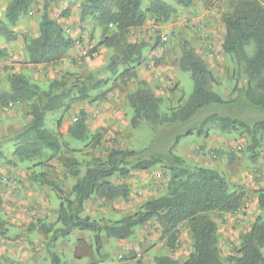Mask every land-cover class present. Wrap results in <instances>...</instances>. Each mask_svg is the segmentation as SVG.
<instances>
[{"label": "rangeland", "instance_id": "374dc122", "mask_svg": "<svg viewBox=\"0 0 264 264\" xmlns=\"http://www.w3.org/2000/svg\"><path fill=\"white\" fill-rule=\"evenodd\" d=\"M10 1L0 0V96L9 92L12 75H22L43 90L53 80L70 84L91 78L103 82L88 93L87 99L67 102L68 108L46 114L45 127L58 137L59 151L45 149L41 157L17 161L13 157L14 142H0V264H49L45 252L48 235L44 228L60 227L57 221L60 200L50 187L36 179L44 176L70 198L75 178L63 166L61 158L77 160L82 175L87 166L103 162L112 149L141 151L153 147L157 151L161 142H156V136L146 124L131 126L132 111L127 95L143 82L162 100V114L181 106L193 89L189 73L179 66L184 46L193 49L211 71L212 90L223 99H232L241 79L233 60L222 51L225 34L222 16L238 0H189L187 5L159 0L172 9L169 19L161 21L149 16L143 26L130 29L125 35V42L139 46L142 56L139 65L134 66L137 76L133 79L120 76L130 66L118 64L114 72L108 67L112 58L120 55V49L100 43L104 37L115 35L113 27H101L94 16L80 21L83 5L94 0H56L48 5V17L56 20L65 35L74 41L66 58L52 65L27 62L26 45L38 34L42 0H35L28 13L14 25L5 18ZM152 1L155 0H143L142 9ZM4 29L14 32L16 38L7 37ZM252 51L251 44L247 52ZM82 115L89 136L76 140L68 134V129ZM29 120L24 104L0 106V140L24 127ZM97 134L100 137L96 142L93 136ZM170 137L173 138L168 136L165 141L171 142ZM260 138L261 143L252 154L248 150L252 145L249 135L240 129L223 132L213 124L205 135L183 138L173 149L189 166L214 169L231 189L246 194L236 213L211 214L217 227L220 254L227 264H231L229 259L236 255L260 213L257 195L264 191V134ZM168 179L169 173L161 165L133 172L126 180L110 179L113 184H126L129 198L109 201L93 195L84 204L81 216L100 226L119 222L133 214L142 202L164 194ZM177 229L178 240L173 248L159 239L161 226L151 221L136 227L126 240L102 232L100 246L96 245L93 233L75 229L60 238L53 251L62 264H155L159 257L184 262L192 252V238L186 223Z\"/></svg>", "mask_w": 264, "mask_h": 264}, {"label": "trees", "instance_id": "16d2710c", "mask_svg": "<svg viewBox=\"0 0 264 264\" xmlns=\"http://www.w3.org/2000/svg\"><path fill=\"white\" fill-rule=\"evenodd\" d=\"M56 0H42V15L38 23V34L26 45L27 62L30 65H52L64 60L74 41L65 35L61 25L48 17L47 7ZM143 0H94L83 5L80 21L94 16L101 27H113L115 35L104 37L100 43L105 47L120 49L108 67L114 72L116 65L129 68L120 74L123 79L136 78L134 66L141 61L139 46L125 42L126 32L141 27L148 17L166 21L172 14L170 6L162 1H152L142 9ZM189 4V0H174ZM35 0H11L5 12L7 22L14 25L28 13ZM225 30L222 51L236 66L241 86L229 100L221 98L212 90L214 81L211 71L194 50L184 46L179 60L180 69L189 73L193 84L192 93L185 102L168 114L160 112L162 100L154 95L145 83L127 95L132 111L130 124L133 128L146 124L161 142L157 151L153 147L141 151L112 149L103 162L87 166L82 175L79 163L74 158L63 157L61 162L75 178L70 189L71 197H65L53 182L40 176L36 181L50 187L59 196L57 221L59 228H44L48 235L45 252L49 264H62L53 251L60 238L67 237L73 230L93 233L97 246L101 245V234L126 240L136 227L155 221L161 226L159 239L173 248L177 243L178 226L186 223L192 238V252L184 262L168 257H159L155 264H227L221 257L217 227L211 214H234L245 200V192L230 188L228 182L214 169L191 167L173 153L178 142L193 134H206L210 125L223 131L240 129L250 136L248 150L254 153L264 134V0H238L235 6L222 16ZM3 33L15 39L16 34L6 29ZM253 46L251 54L247 52ZM102 81L87 78L68 84L64 80H53L43 90L30 83L22 75H12L9 92L0 96V106L24 104L30 120L21 129L1 141L14 142L13 157L17 161L31 160L43 155V150H60L59 139L45 127L47 113L68 108L79 99H87L88 93L98 89ZM68 134L76 140L89 136L83 115L69 127ZM168 136L172 141L167 142ZM98 141L100 135L93 136ZM167 140V139H166ZM169 140V138H168ZM1 144V143H0ZM157 144V143H156ZM155 144V145H156ZM152 149V150H151ZM161 165L169 173L164 194L141 203L130 216L111 225L100 226L98 222L82 217L84 204L96 195L100 199L127 200L130 195L126 184H113L110 179H128L133 172L148 171ZM1 206V201H0ZM260 211L248 234L243 237L236 255L229 259L231 264H264V191L257 195Z\"/></svg>", "mask_w": 264, "mask_h": 264}]
</instances>
